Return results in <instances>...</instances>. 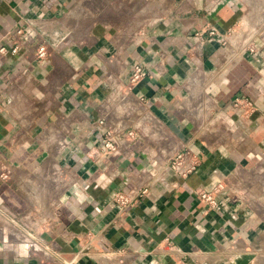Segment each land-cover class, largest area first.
<instances>
[{"label":"crops","instance_id":"obj_1","mask_svg":"<svg viewBox=\"0 0 264 264\" xmlns=\"http://www.w3.org/2000/svg\"><path fill=\"white\" fill-rule=\"evenodd\" d=\"M245 10L1 0L0 46L18 26L27 36L0 53V264H264V38L227 44ZM42 43L55 47L40 59ZM136 64L148 73L131 83ZM107 127L137 137L105 152ZM180 152L185 174L171 168ZM213 188L209 206L198 192Z\"/></svg>","mask_w":264,"mask_h":264},{"label":"built area","instance_id":"obj_2","mask_svg":"<svg viewBox=\"0 0 264 264\" xmlns=\"http://www.w3.org/2000/svg\"><path fill=\"white\" fill-rule=\"evenodd\" d=\"M1 2V0H0ZM207 31L209 35L214 38H218L217 40L221 43H226V37L220 36L216 29L212 26L207 27ZM235 33V31H231L229 36H232ZM25 36H27V31L21 27H16L13 31H7L5 34L6 38V45L0 46V53L4 52H11L16 53L20 49V47L23 45V42H25ZM245 44H248L247 40H244L241 47H244ZM55 47L52 44L50 46L48 44H39L36 46L35 51L37 54V57L40 59L46 58V56L49 53V48ZM147 70L144 69L141 65H134L130 71L129 74V81L131 83H136L139 80H141L144 76L147 75ZM233 107L235 109H238L242 114L247 115L252 113L255 110V105L248 101L247 99H243L241 97L236 98L233 101ZM245 109V111H244ZM247 110V111H246ZM98 123L102 126L105 125L104 119H99ZM104 137L102 141V149L105 152H115L118 150V144L120 140L122 139H135L137 137V132L134 129H127L125 131H122V134H115L114 131L107 127L104 130ZM184 158V153L180 152L175 155L173 160L171 161V168L174 171L179 172L180 174H185V169L181 168L182 161ZM2 170V171H1ZM0 179L4 180L7 178L8 174L10 173L7 166L2 162L0 158ZM217 192V188H213L210 190H201L198 192V196L200 201L203 203L208 204L209 206L215 205V193ZM148 192L146 188L140 189V190H130L128 192H117L114 195V202L121 205L126 206L130 204H135L139 201L141 197L147 196ZM9 218L12 220V218L9 216ZM17 222V221H16ZM33 241V240H32Z\"/></svg>","mask_w":264,"mask_h":264},{"label":"rangeland","instance_id":"obj_3","mask_svg":"<svg viewBox=\"0 0 264 264\" xmlns=\"http://www.w3.org/2000/svg\"><path fill=\"white\" fill-rule=\"evenodd\" d=\"M250 1L252 3H249L248 0H246V15L244 19L237 24L235 27L237 28L235 29V33L227 43L230 47H233L232 49L234 51H236V47L241 48L244 40L249 42L248 45H252L256 40L262 41L264 38V0ZM245 18L248 19V23Z\"/></svg>","mask_w":264,"mask_h":264},{"label":"bare ground","instance_id":"obj_4","mask_svg":"<svg viewBox=\"0 0 264 264\" xmlns=\"http://www.w3.org/2000/svg\"><path fill=\"white\" fill-rule=\"evenodd\" d=\"M249 3H252L250 0H248ZM248 20V19H247Z\"/></svg>","mask_w":264,"mask_h":264}]
</instances>
